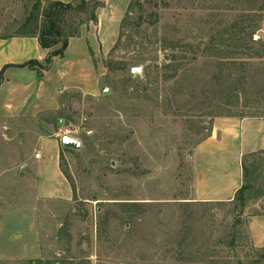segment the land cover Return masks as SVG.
<instances>
[{"label": "rangeland", "instance_id": "1", "mask_svg": "<svg viewBox=\"0 0 264 264\" xmlns=\"http://www.w3.org/2000/svg\"><path fill=\"white\" fill-rule=\"evenodd\" d=\"M34 2L0 0V36L16 34ZM263 5L117 0L97 9L101 28L89 14L76 16L91 71L81 87L55 92V109L40 112L49 123L7 131L0 118V179L17 185L0 183V264H264V221L252 228L264 217V153L249 158L253 189L243 209L194 200L192 159L216 117L264 118V57L255 54ZM241 22L260 29L252 57L237 52L230 64L212 38ZM30 126L37 135L20 132ZM49 135L59 176L45 187L35 155ZM64 136L82 148L65 149ZM12 210L16 219L4 220Z\"/></svg>", "mask_w": 264, "mask_h": 264}, {"label": "crops", "instance_id": "2", "mask_svg": "<svg viewBox=\"0 0 264 264\" xmlns=\"http://www.w3.org/2000/svg\"><path fill=\"white\" fill-rule=\"evenodd\" d=\"M53 1L69 3L73 0ZM100 1L102 6L98 8V12L117 2V0ZM97 15V27L101 28L103 21L100 14ZM77 45L79 52L70 57L71 50ZM49 52L50 50L42 48L37 37H0V73L3 70V81L0 86V118L7 131L10 130L8 125L12 123L37 124L40 121L49 123L40 116V112L55 109L53 101L55 92L81 87V77H84L86 72L91 73L87 69L89 49L85 33L71 38L65 55L54 57L48 69L17 67L30 60L44 64ZM57 63V73L54 74V66ZM91 68L95 70L93 66ZM63 85L64 90L61 88ZM19 128L23 129L21 133L30 137L33 134L37 135V131L31 126ZM210 130L209 136L196 146L192 158L193 199L200 202H231L243 182L244 155L264 151V118L216 117L212 121ZM15 137V134L7 135L10 140ZM52 138L53 135H49L42 139L39 143L43 147L41 157H34L37 161V170L39 169L45 176V187H48V181L59 176L58 159L51 149ZM27 161H22L21 168L28 165ZM3 176L2 174L0 179L3 186H17L13 183L8 185L9 179ZM16 215V210H12L2 218L12 220V218L16 219ZM262 221L264 217L255 218L252 222L253 230H256Z\"/></svg>", "mask_w": 264, "mask_h": 264}, {"label": "trees", "instance_id": "3", "mask_svg": "<svg viewBox=\"0 0 264 264\" xmlns=\"http://www.w3.org/2000/svg\"><path fill=\"white\" fill-rule=\"evenodd\" d=\"M137 1V0H136ZM102 6L100 0H73L69 3L53 0H35L32 9L26 16L20 26L19 31L11 36L37 37L40 45L44 49L50 50L44 64L36 60H30L17 67L39 68L41 70L48 69L56 56L63 57L69 46L71 38L79 36V26L84 21L76 23V16L89 14L87 20L96 22L98 20L96 11ZM133 8V2L128 7L126 16H128ZM264 10V5L261 8ZM126 17L123 19L121 29L126 27ZM260 27L252 22H241L240 24H230L226 31H216L212 38V46L216 51L225 52L230 56V64H234L233 55L238 52L239 55L252 57V48L249 46L253 39L254 33ZM224 33H228L227 39L224 40ZM8 37V36H0ZM260 47L264 51V42H259ZM224 46L223 48L221 46ZM226 47V48H225ZM222 48V49H221ZM256 51L255 54L259 57H264V52ZM172 68V65H169ZM3 81V70L0 73V86ZM225 116L240 117L238 114L229 113ZM264 116V115H263ZM212 122V121H211ZM210 129L207 134L209 136ZM206 136V137H207ZM264 151L244 155L242 159L243 182L237 190L233 202H239V205L245 207L247 192L253 189L250 176L249 158L263 154Z\"/></svg>", "mask_w": 264, "mask_h": 264}, {"label": "water", "instance_id": "4", "mask_svg": "<svg viewBox=\"0 0 264 264\" xmlns=\"http://www.w3.org/2000/svg\"><path fill=\"white\" fill-rule=\"evenodd\" d=\"M166 59H170L169 56H166ZM132 73L134 75H141L142 68L134 67L132 68ZM108 89L105 90L104 93H108ZM61 125V123H59ZM62 145L65 149H72V150H80L82 148L83 142L79 138L71 137V136H64L62 138Z\"/></svg>", "mask_w": 264, "mask_h": 264}, {"label": "built area", "instance_id": "5", "mask_svg": "<svg viewBox=\"0 0 264 264\" xmlns=\"http://www.w3.org/2000/svg\"><path fill=\"white\" fill-rule=\"evenodd\" d=\"M35 157H36V158H40V157H41V154H40V153H37V154L35 155Z\"/></svg>", "mask_w": 264, "mask_h": 264}]
</instances>
